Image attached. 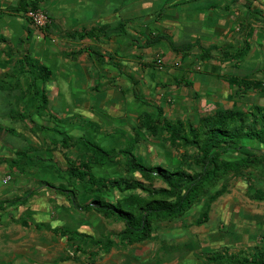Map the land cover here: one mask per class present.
Listing matches in <instances>:
<instances>
[{
	"label": "crops",
	"instance_id": "1",
	"mask_svg": "<svg viewBox=\"0 0 264 264\" xmlns=\"http://www.w3.org/2000/svg\"><path fill=\"white\" fill-rule=\"evenodd\" d=\"M18 3L19 0H0V202L15 196L26 199L15 204L6 202L0 208V222L11 220L7 213L12 206L20 211L25 204L29 216L22 214L16 220L20 224L14 226L16 236L30 234L34 241L36 235L48 229L58 242L54 243L58 251L51 253L50 261L46 259L48 264H76L79 253L92 264L113 249L119 239L108 251L98 249L92 258L80 250L73 251L75 257L73 252H62L66 249L63 243L71 242L67 234H61L67 228L99 239L108 235L92 232L96 230V215L104 218L101 214L79 208L91 199L85 185L76 186L75 198L60 191L71 189L64 174L66 153L73 158L87 153V147L79 140L84 135L104 148L129 144L136 137L138 115L156 114L153 104L163 106L168 118L196 120L219 108L247 110L254 100L258 104L264 102V94L258 90L238 93L227 81L228 77L264 80V0H41L39 7L50 12L46 30L33 27ZM122 12L126 18H122ZM125 22H132L129 28L132 27L134 38L124 49L120 29ZM90 29H95L92 36H79V32ZM157 32L165 34L172 45H193L184 52L173 51L166 40L146 47L144 36ZM238 47L247 50L235 57ZM201 48L209 49L208 59L200 57ZM25 54L33 62L49 67L51 74L46 81L36 80L34 69L32 74L28 68L24 72L18 69L17 61ZM41 90L47 102L38 111ZM168 104L171 115L166 113ZM15 112L31 115L18 118L12 114ZM61 132L78 140L68 152L52 143ZM165 137L164 132L156 138L140 132L133 151L145 159L148 155L139 150L140 144L150 143L160 158L167 159L165 164L170 163V158L177 155L168 148ZM19 150H27L28 155L18 154ZM157 163L162 162L154 164ZM118 169L114 164L93 166L99 176L127 177L125 170L120 174ZM7 175L10 178L3 183ZM9 182L12 184L3 188ZM47 193L54 194L49 196L52 200L56 196L63 198L64 203H57L58 216L54 220L64 224L52 225L51 220H45ZM32 203L37 208L31 207ZM30 209L43 213L32 214ZM27 228L31 230L26 232ZM4 236L8 241L9 233ZM147 240L150 239L124 244ZM75 241L84 251L93 249L87 241ZM13 245L23 248L16 241ZM7 246L0 240V264H35L28 261L31 257L7 259ZM13 250L12 255L25 253ZM129 258L122 262L130 264Z\"/></svg>",
	"mask_w": 264,
	"mask_h": 264
},
{
	"label": "trees",
	"instance_id": "2",
	"mask_svg": "<svg viewBox=\"0 0 264 264\" xmlns=\"http://www.w3.org/2000/svg\"><path fill=\"white\" fill-rule=\"evenodd\" d=\"M41 0H19L20 8H39ZM46 24L43 30H46ZM95 29L83 30L79 36H92ZM143 44L153 46L166 40L162 32L146 34ZM173 51L184 52L192 47V43L172 45ZM248 46V45H247ZM246 49L238 47L233 55L240 57ZM200 57L208 59L209 49L201 48ZM18 69L29 73L37 71V79L46 81L51 70L44 64L30 60L28 55L17 61ZM236 91L246 92L256 89L264 94V86L259 80L246 78H227ZM37 89V88H35ZM37 91V90H36ZM38 94V93H36ZM39 108H44L47 97L40 91ZM155 115L149 112L140 113L135 123L136 137L127 145L104 148L94 139L83 136L79 139L87 147V153L71 157L66 153L67 186L61 188L67 194L75 195L76 186L85 185V191L91 199L79 208L93 210L104 218L121 221L123 226L118 232L105 235L104 239L65 229L61 234H67L68 241H87L92 250L84 251L76 245L74 251L88 253L92 258L99 250L108 251L115 239L127 244L141 242L153 238L155 223L160 220H173L183 216L194 204L205 199L203 210L194 220L201 225L208 220L210 204L217 196L224 193L226 184L217 187L228 176H245V170H260L264 177V105L252 103L247 110L219 108L212 113L198 116L196 120L183 119L181 116L168 118L164 116L163 106L153 104ZM18 118H28L31 114L12 113ZM146 132L150 137H158L166 133L165 141L171 151L179 157V164L168 167L160 164L145 163L133 151L139 139V133ZM60 141L52 139V143L63 152L71 150L78 140L68 138L65 133H59ZM62 136V137H61ZM18 154L28 155L27 150H19ZM114 164L116 168L124 166L125 176H99L94 165ZM145 180L143 182L139 178ZM155 181L162 184L155 185ZM216 186V189H215ZM255 199H264V190L250 189ZM116 193L118 195H116ZM75 198V196H74ZM25 197L15 196L4 204L25 201ZM75 200V199H74ZM73 200V201H74ZM55 230H60L59 228ZM65 232V233H64ZM73 257L75 253L73 252ZM205 264H264V247L253 245L229 252L227 247L216 251H207L204 256ZM180 264V263H176Z\"/></svg>",
	"mask_w": 264,
	"mask_h": 264
},
{
	"label": "rangeland",
	"instance_id": "3",
	"mask_svg": "<svg viewBox=\"0 0 264 264\" xmlns=\"http://www.w3.org/2000/svg\"><path fill=\"white\" fill-rule=\"evenodd\" d=\"M41 9L47 14V16L49 15L48 13L50 12L46 7L42 6ZM124 14L126 13H121L122 18H126L124 17ZM130 25H133L132 22H125L120 29L122 32L120 34L122 36H120L122 38L121 45L124 49L134 38L131 36L134 34L132 27L129 28ZM43 36L44 35H39L38 38ZM135 39H138V37H135ZM123 53L125 54L127 52ZM196 61L198 67L201 68V63H199L200 61H198V59ZM252 99L254 98L251 97V100ZM253 102H255V100ZM260 104L264 105V102H261ZM166 108H168V111L166 112L167 115H171L172 112L170 109L172 107L168 104ZM208 110L209 109H206V111ZM129 130L130 129L127 128L128 132ZM148 140H150L149 142L155 141L152 139ZM150 145V143L148 145L140 144L139 150L146 151L148 155L145 159L142 158L143 161H147V163L151 164L159 161L169 167L179 164V157L175 155L171 157L172 159L170 158V163L165 164L167 159L163 160L160 158V156L156 154L157 148ZM118 170L119 172L123 171L121 166ZM121 173L124 174V172H120V174ZM243 173L245 176L230 175L227 178H224L217 186L220 187L222 184H226L224 193L217 196V198L211 202L208 220L205 223L201 225L194 224V220L203 210L205 199H201L183 216L173 220L157 221L155 223V237L153 239L136 245H126L119 241L113 249H111L108 253L101 255L100 258H96L95 262L92 264H124L122 261L126 258L130 259L129 257L132 258L130 260V264H205L204 256L207 251H218L223 247H227L231 252L253 245H261L264 247V199L259 200L253 198L251 194L252 190H250L252 187L253 189L264 190V177L261 175L260 170L257 169L245 170ZM9 178L10 175H7L2 179V182L5 183ZM11 184L12 182H9V184L4 185L3 188L9 187ZM154 184L160 185L162 183L160 181H155ZM116 195L118 194L116 193ZM49 196H54V194L47 193V199ZM63 201L64 200L61 196H56L55 200L49 198V201H47L48 204L46 209L48 210L45 212L44 216L46 218L45 220L52 221V225L62 223L60 220L55 221L57 219L54 220V217L55 215L58 216L55 212L58 205L57 203H64ZM31 205V207H35L33 203ZM26 208L28 207L24 204L21 206L20 211H18L14 206H12L8 210L9 212H6L11 220L5 222L3 220V222H0V240L8 245L5 248V251H9V253L5 256H7V259L10 256L22 257V259H24L23 256L31 257L32 259L28 261H32L35 264L44 263L46 262V259L50 261V259H52L51 253L58 251L54 244L58 243L57 239L52 237L54 235H52L50 230L43 229L45 232L36 235V237L34 236L36 238L34 241L33 239L31 240L32 235L29 236L30 234H25L24 236L15 235V229L17 231L16 227L20 225L16 220L23 215L29 216L27 215L28 210H26ZM62 211L67 213V210ZM30 212L37 215L43 213L42 211H38L37 213L36 210L31 209ZM2 215L5 216L4 211L2 212ZM38 218L39 217L36 216V219ZM47 224L49 223L47 222ZM122 226L123 225L120 221L101 218L99 215H96V230H93L92 232L95 233V235H99L101 233L105 235L109 234L111 231L117 232ZM30 230V228H27L25 231L29 232ZM7 233H9V242L6 240L7 237L4 236V234ZM15 241L23 248L14 247L13 243ZM77 242L78 241L69 242L68 244L63 243L66 245V249L62 252L70 254L74 251L73 249H75V245L79 244ZM38 244L40 245L38 246ZM27 246L29 248L28 250ZM40 247L45 250H42ZM11 250L15 253H17V251H23L25 253L12 255ZM1 251L4 252L2 249ZM38 251H43L45 253L41 255L38 254ZM78 255L75 258L77 261L76 264H89L86 256L83 257L81 253ZM48 263L49 262H46L44 264Z\"/></svg>",
	"mask_w": 264,
	"mask_h": 264
},
{
	"label": "built area",
	"instance_id": "4",
	"mask_svg": "<svg viewBox=\"0 0 264 264\" xmlns=\"http://www.w3.org/2000/svg\"><path fill=\"white\" fill-rule=\"evenodd\" d=\"M24 14L31 23V25L37 29L43 28L49 22L47 14L40 7L36 9L29 8L24 12ZM157 63L160 66L161 60L158 59ZM260 82L264 86V80H260Z\"/></svg>",
	"mask_w": 264,
	"mask_h": 264
}]
</instances>
